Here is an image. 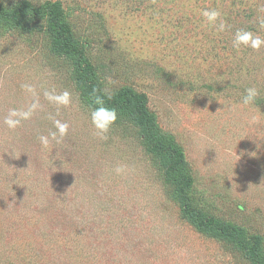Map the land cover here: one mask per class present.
<instances>
[{"label": "rangeland", "instance_id": "374dc122", "mask_svg": "<svg viewBox=\"0 0 264 264\" xmlns=\"http://www.w3.org/2000/svg\"><path fill=\"white\" fill-rule=\"evenodd\" d=\"M48 3L61 4L94 83L107 97L145 96L186 165L172 171L126 116L93 126L46 17L31 32L1 23L0 264H254L185 218L182 177L192 208L258 241L264 259V45L233 44L241 29L264 39V0H0L8 12ZM248 88L259 95L245 105ZM65 91L67 104L47 95ZM56 121L69 126L63 137Z\"/></svg>", "mask_w": 264, "mask_h": 264}, {"label": "trees", "instance_id": "16d2710c", "mask_svg": "<svg viewBox=\"0 0 264 264\" xmlns=\"http://www.w3.org/2000/svg\"><path fill=\"white\" fill-rule=\"evenodd\" d=\"M46 17L49 20L50 32L53 37V50L57 55L71 58L75 61L78 89L81 92L83 103L91 110L96 107V97H102L105 106L114 108L119 115L126 116L139 126L145 134L148 150L161 158L170 159L171 170L183 172L186 160L183 150L174 142L171 136L163 133L147 107V98L139 95L132 89L120 90L112 97H107L101 88L94 83L95 71L86 64L85 55L78 50L70 27L64 22V13L60 3H48L41 8H33L24 4L17 11L8 12L0 6V24L31 32L36 18ZM179 191L177 198L181 201L185 218L200 232L215 237L227 238L233 241L238 248L246 249V258L254 264H264L260 256L259 242H247L239 231L214 219L204 217L200 211L192 208L187 190L192 188V181L187 177L177 180Z\"/></svg>", "mask_w": 264, "mask_h": 264}, {"label": "clouds", "instance_id": "9594fccd", "mask_svg": "<svg viewBox=\"0 0 264 264\" xmlns=\"http://www.w3.org/2000/svg\"><path fill=\"white\" fill-rule=\"evenodd\" d=\"M202 15L209 21V22H215L217 18L220 16V13L216 10H205L203 11ZM264 26V24H262ZM220 29H223V24H220ZM233 44L235 47L240 46H246L251 47L254 49H258L261 47V45H264V39H262L259 35H255L250 31L246 30H237L235 33ZM22 87L28 89L31 91V87L29 85H23ZM47 95L50 96V98L58 103L67 104L69 102V96L70 94L65 91L60 95H52L51 93H48ZM259 95L257 89L255 88H248L246 89V93L242 98V103L245 105H248L250 103H253L256 99V97ZM96 107L93 108L91 111V121L93 126L100 132H107L111 126L117 121L118 114L114 108H110L105 106L104 100L102 97H96L94 101ZM17 112L16 110H13L9 117L5 118L4 123L9 128H15L19 125L20 120L19 119H13L12 117L16 116ZM30 115V112H26L23 114L24 118H27ZM57 131L61 137H63L67 131H68V124L62 123L60 121L55 122ZM52 137L55 138L57 133L53 132L51 133ZM41 145L43 147H47L49 141L48 137L46 136H39L38 137ZM117 172L120 171V169H116Z\"/></svg>", "mask_w": 264, "mask_h": 264}]
</instances>
